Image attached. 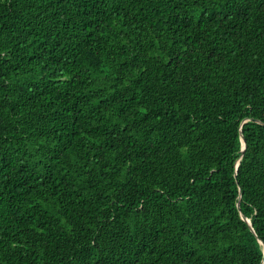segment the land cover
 <instances>
[{
  "label": "trees",
  "instance_id": "trees-1",
  "mask_svg": "<svg viewBox=\"0 0 264 264\" xmlns=\"http://www.w3.org/2000/svg\"><path fill=\"white\" fill-rule=\"evenodd\" d=\"M263 244L264 0H0V264Z\"/></svg>",
  "mask_w": 264,
  "mask_h": 264
},
{
  "label": "water",
  "instance_id": "water-1",
  "mask_svg": "<svg viewBox=\"0 0 264 264\" xmlns=\"http://www.w3.org/2000/svg\"><path fill=\"white\" fill-rule=\"evenodd\" d=\"M240 138H241V141H242V147H241V151L243 152L244 151V149H245V141H244V138H243V136H242V132H241V130H240ZM237 165H238V161H237V163H236V167H237ZM237 207H238V210H239V212H240V208H239V204H237ZM241 217H242V219L248 224V226H249V228H250V230L252 231V232H254V229H253V227H252V224H251V222H250V219H248V218H246L243 214H241ZM263 251H264V244H263Z\"/></svg>",
  "mask_w": 264,
  "mask_h": 264
}]
</instances>
